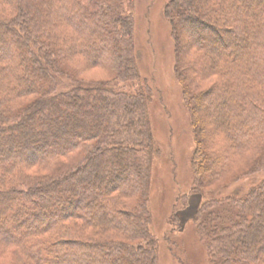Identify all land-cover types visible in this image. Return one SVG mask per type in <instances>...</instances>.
<instances>
[{
	"label": "trees",
	"instance_id": "obj_1",
	"mask_svg": "<svg viewBox=\"0 0 264 264\" xmlns=\"http://www.w3.org/2000/svg\"><path fill=\"white\" fill-rule=\"evenodd\" d=\"M133 8L0 0V264L159 263L149 186L160 146ZM166 15L196 128L193 222L209 264H264V0H173ZM113 65L130 89L78 78ZM248 161L258 179L247 190L205 196Z\"/></svg>",
	"mask_w": 264,
	"mask_h": 264
},
{
	"label": "rangeland",
	"instance_id": "obj_2",
	"mask_svg": "<svg viewBox=\"0 0 264 264\" xmlns=\"http://www.w3.org/2000/svg\"><path fill=\"white\" fill-rule=\"evenodd\" d=\"M172 1L134 0L133 8L138 67L141 76L153 91L150 121L154 140L160 146L149 186L152 230L159 243L158 264H209L208 252L206 253L193 222L203 202L202 197L191 194L195 178L191 160L198 152V140L193 115L186 102V87L182 82L181 72L177 69L178 54L172 23L166 15L167 7ZM230 35L217 44V51H227L233 46ZM191 39L192 36L189 39L183 38V42L188 44ZM200 42L208 43L205 38H201ZM114 67L109 66L111 72L90 70L78 78L86 85L119 84L118 87L130 89L129 85L117 80ZM202 83L204 90L213 85L211 81ZM199 89L195 87L193 91L197 92ZM36 123L35 119L34 124ZM6 137L0 136V146L5 144L3 140ZM249 167V161L244 162L225 182L204 189L205 196L208 198L211 195L219 199L237 189L247 190L258 179L256 176H249ZM118 174L120 171L116 172V176ZM88 194L91 192L88 191ZM188 195L190 198L186 206L183 201ZM175 215L179 219L176 222ZM20 235L21 233H15L13 238Z\"/></svg>",
	"mask_w": 264,
	"mask_h": 264
}]
</instances>
